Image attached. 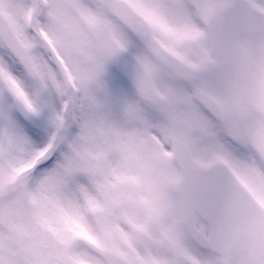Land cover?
<instances>
[{
    "label": "snow or ice",
    "instance_id": "1",
    "mask_svg": "<svg viewBox=\"0 0 264 264\" xmlns=\"http://www.w3.org/2000/svg\"><path fill=\"white\" fill-rule=\"evenodd\" d=\"M0 264H264V0H0Z\"/></svg>",
    "mask_w": 264,
    "mask_h": 264
}]
</instances>
